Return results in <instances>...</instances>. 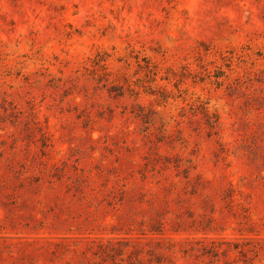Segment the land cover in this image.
<instances>
[{
    "label": "rangeland",
    "instance_id": "374dc122",
    "mask_svg": "<svg viewBox=\"0 0 264 264\" xmlns=\"http://www.w3.org/2000/svg\"><path fill=\"white\" fill-rule=\"evenodd\" d=\"M0 264H264V0H0Z\"/></svg>",
    "mask_w": 264,
    "mask_h": 264
}]
</instances>
